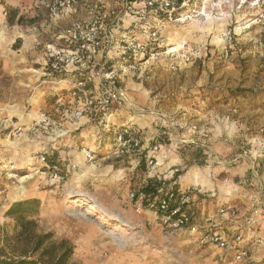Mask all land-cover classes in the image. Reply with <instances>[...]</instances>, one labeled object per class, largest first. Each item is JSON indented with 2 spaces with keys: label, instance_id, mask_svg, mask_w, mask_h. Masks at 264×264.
<instances>
[{
  "label": "rangeland",
  "instance_id": "374dc122",
  "mask_svg": "<svg viewBox=\"0 0 264 264\" xmlns=\"http://www.w3.org/2000/svg\"><path fill=\"white\" fill-rule=\"evenodd\" d=\"M13 1L0 0V256L14 260L24 246L15 237L18 228L6 216L7 210L13 203L35 200L37 208L30 210L29 218L35 220L38 233H49L54 242L66 241L65 247H72L68 264H239L187 232L164 231L147 203L136 212L130 195L146 185L148 169L142 160L136 168L125 165L126 160L115 157L106 145L143 108L137 101H159L154 119L146 117L142 125L149 135L158 132L149 138L148 148L161 146L167 158L188 148L178 143L182 132L191 135L192 127L180 121L181 112L221 113L222 101H236L230 107L236 110L238 101H247L252 109L253 101H264V0H170L174 10L157 15L146 9L143 18L135 16L136 25L146 27V47L151 50L136 74L141 78L117 74L118 86L127 90L128 105L112 110L103 123L75 124L65 114L72 107L66 100L67 86L56 84L47 74V48L56 45L63 29L57 35L49 29L54 20L47 13V0H30L23 11L10 6ZM133 6L141 11L142 4ZM152 26L159 29L158 35L148 40ZM194 125L193 136L198 127L213 129L225 133L222 148L225 139H231L228 143L235 152L250 150L239 137H228L238 133L237 127L233 132L222 121ZM100 137L105 141L102 145ZM82 148L94 152V163L84 161ZM261 152L264 155V148ZM195 157L197 173L209 183V173L202 174L208 170L204 159L200 153ZM261 160L264 165V157ZM48 161H55L56 169ZM177 168L179 173L164 181L157 166L158 181L178 189L176 176L190 167ZM213 173L214 183L226 178L225 173ZM222 182L225 191H232V185ZM222 185L218 184L220 190ZM192 204L190 200V210ZM257 260L253 264H264V254Z\"/></svg>",
  "mask_w": 264,
  "mask_h": 264
},
{
  "label": "built area",
  "instance_id": "2783aa9c",
  "mask_svg": "<svg viewBox=\"0 0 264 264\" xmlns=\"http://www.w3.org/2000/svg\"><path fill=\"white\" fill-rule=\"evenodd\" d=\"M136 3L142 4L141 11L134 8ZM171 6L170 0H125L113 8L105 7L104 0H98L96 4L87 0L45 2L47 13L53 20L73 13L79 7L92 12L89 19L75 21L64 28L56 38V45L49 46L46 51L47 74L54 77L56 84L67 86L69 102L72 104L65 111L69 123L75 124L81 120L103 123L112 110L128 105L125 89L118 86L117 74L133 73L136 78H141L140 74H136L146 63V51L151 50L146 47V27H138L136 22L139 19L134 18H143L146 9L157 15L174 10ZM126 18L131 19L128 21ZM158 31V28L152 26L147 31V39H155ZM61 100V97L57 99L58 102ZM190 134H195V127L191 128ZM103 143L100 137L99 145ZM143 145L139 132L121 127L114 132L110 150L112 149L115 157H122L131 150L141 151L148 176L157 177L158 162L155 153L160 146L155 145L149 149ZM81 155L86 163L95 162L92 150L82 148ZM41 160H45V157ZM178 173V168L172 171V175ZM176 177L180 179L179 175ZM199 190L198 186L184 191L162 186L150 194L140 189L132 193L130 198L136 204V212H140L146 203L153 208L159 226L164 231L187 232L195 236L200 244L214 246L230 254L235 261L240 262L247 258L248 251L244 243L250 242L261 249L264 247V239L254 234L249 220L241 231L230 236H221L214 232L216 225L211 219L202 222L189 213L191 196L199 193ZM219 212L223 214L227 209L220 208ZM252 213L259 215L261 224L264 225V206L256 207Z\"/></svg>",
  "mask_w": 264,
  "mask_h": 264
},
{
  "label": "crops",
  "instance_id": "0c3cea01",
  "mask_svg": "<svg viewBox=\"0 0 264 264\" xmlns=\"http://www.w3.org/2000/svg\"><path fill=\"white\" fill-rule=\"evenodd\" d=\"M29 1L30 0H14L13 5L10 4V6H13L14 8L18 7L20 11H23L25 9V5H27ZM97 1L98 0H92V4H96ZM119 1L120 0H104V4L105 7L113 8L116 7ZM91 14L92 12L89 9L79 7L75 12L63 15L57 20L52 21L51 25L53 28H48L52 29L51 32L54 34L56 33L57 35L60 30L66 28L73 22L89 19ZM51 32L49 30V33ZM126 95L129 100L128 93ZM66 100L69 101V96L66 97ZM70 101H72L71 98ZM137 102L141 103L143 108L137 111L138 114L135 113L136 115L129 117V120L125 123H130L127 129L134 128V131L139 132L140 137L144 142L143 147L147 148L149 138H152V136L156 135L158 132L154 133V135H149L148 132L146 133V131H144L145 126L142 124L146 125V117L154 119V117L151 116H155L156 113H158L159 110H156L155 106L159 101ZM190 102H200L206 103V105H214V103L218 101ZM222 102H225V106L222 105L223 109L221 113H218V110L191 113L181 112L180 121L189 123L190 127H194V124L196 123L199 125L200 122L213 123L214 121H222L227 124L229 128L237 127L238 133L228 135V137H239L241 140L240 142H245L246 145L249 144L250 150L243 151L240 149V151L235 152L234 150L236 147L232 148L228 143V140L231 139H228L226 142L225 137L223 138L226 143L224 145H226L225 148L229 149H225L224 147L222 148V146H220V141L221 137L225 136L222 134L225 133L222 132L221 134L213 129H201V127H198L196 135L192 137L187 132H182L179 136L178 143H180V147L187 146V149H184L183 147L182 149H179L181 151L174 152V154H172L169 158L163 155L166 150L164 151L161 146L159 151L155 153L156 160H159L160 163V165L157 166L163 172L162 178L159 177V179H163L165 181L166 179L169 180L168 178H173L172 171L177 167H180L181 170H187V167H190L189 171L186 172L187 175L186 173L180 175V178H183L184 176L186 177L183 178L182 181L179 179L178 190L184 191L188 189L189 186H193L194 184H192L190 180V172L196 174L197 171H199L194 155L200 153L204 156V162L207 165L205 168L208 169L207 171L202 172V174L206 172L209 173L211 186L210 188L200 187V192L191 196V200L193 202L191 210L195 212L189 209L191 207L189 205L188 212L194 215L197 220L202 222L207 219H211L212 223L216 225L213 228L214 232L220 234L221 236H230L238 231H241L244 229L246 222L249 220L252 223L254 234L264 238V225L261 224V217L252 213L256 207L264 206V165L261 164V158L264 157L261 152L264 148V101H253L255 105L252 109H249L250 107L247 106V101H238V110L230 108L236 101ZM146 107H148L147 109L149 113L148 111L146 112ZM139 111L143 113H139ZM112 115L113 114H111V116ZM135 117H139L137 118L138 121L132 123L134 122L133 118ZM231 131L236 132V129L233 128ZM105 134L108 133L105 132ZM113 140L114 137L111 136V141ZM184 141H188V143L190 142V145H184ZM217 143H219V145H217ZM106 147L110 148V144L109 146L106 145ZM167 152L170 153L169 151ZM186 152L188 154H186ZM232 152H234L233 155ZM141 154V151L131 150L122 156L124 159L122 162L126 160L124 162L125 165H131L132 168H136L142 158ZM163 158H167V161H162ZM193 166H196V168H193ZM213 172L220 174L221 172L225 173L224 177H226V180L219 178V183H216L215 180L216 185L213 182L215 179ZM210 173H213L212 178ZM222 181L226 182V184L232 185L230 188L232 191H225L226 188L222 185ZM218 184L222 185L221 190L218 187ZM217 200L221 201L222 205H219L220 208L227 209V212L220 214V208L216 206ZM224 201H226V203H222ZM243 245L246 247L248 255L247 258H244V260L240 262L236 261L239 264H253L258 261L257 259L261 253L264 254V249H259V247L251 244L250 242L244 243Z\"/></svg>",
  "mask_w": 264,
  "mask_h": 264
},
{
  "label": "trees",
  "instance_id": "16d2710c",
  "mask_svg": "<svg viewBox=\"0 0 264 264\" xmlns=\"http://www.w3.org/2000/svg\"><path fill=\"white\" fill-rule=\"evenodd\" d=\"M142 1V0H133ZM198 159V157H195ZM201 159L204 156L201 155ZM144 163V157L141 158ZM197 161V160H196ZM50 168H56L55 161H48ZM168 187L158 181L157 177H148L146 185L142 188L150 194L160 187ZM176 190V188H173ZM36 201L28 200L13 203L6 212V216L14 220L18 228L15 237L24 243L22 253L16 259H6L0 256V264H68L73 254L71 246L65 247L66 241L56 243L51 234H40L36 230L34 219L29 218L32 208L36 211ZM34 211V212H35Z\"/></svg>",
  "mask_w": 264,
  "mask_h": 264
},
{
  "label": "bare ground",
  "instance_id": "6f19581e",
  "mask_svg": "<svg viewBox=\"0 0 264 264\" xmlns=\"http://www.w3.org/2000/svg\"><path fill=\"white\" fill-rule=\"evenodd\" d=\"M128 123V122H127ZM133 123V122H132ZM159 163V162H158ZM81 166V165H80ZM190 180L194 185H198V186H202V187H210V182L208 183L207 181L202 179V176L200 174H195L190 172ZM187 175V174H186ZM184 176V175H183ZM186 176H184L183 178H185ZM79 178V177H78ZM182 178V179H183ZM25 194V193H24ZM79 201V200H78Z\"/></svg>",
  "mask_w": 264,
  "mask_h": 264
}]
</instances>
